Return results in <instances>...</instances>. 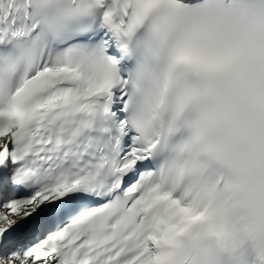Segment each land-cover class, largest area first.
I'll return each instance as SVG.
<instances>
[{"label": "snow or ice", "instance_id": "6c2138e0", "mask_svg": "<svg viewBox=\"0 0 264 264\" xmlns=\"http://www.w3.org/2000/svg\"><path fill=\"white\" fill-rule=\"evenodd\" d=\"M0 264H264V0H0Z\"/></svg>", "mask_w": 264, "mask_h": 264}]
</instances>
